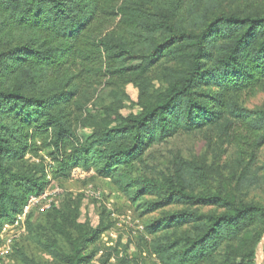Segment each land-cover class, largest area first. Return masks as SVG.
I'll list each match as a JSON object with an SVG mask.
<instances>
[{"label": "trees", "instance_id": "trees-1", "mask_svg": "<svg viewBox=\"0 0 264 264\" xmlns=\"http://www.w3.org/2000/svg\"><path fill=\"white\" fill-rule=\"evenodd\" d=\"M105 65L137 87L138 113L120 114L124 93L117 109L88 111L82 75ZM257 94L264 0H0V230L45 190L46 168L27 162L44 149L56 181L80 169L133 203L149 198L142 215L161 213L146 228L160 264H257L264 110L244 102ZM182 134L216 145L213 160L149 164L154 147ZM74 200L52 209L48 229L28 222L31 239L58 264H110L100 242L109 227L81 223Z\"/></svg>", "mask_w": 264, "mask_h": 264}, {"label": "rangeland", "instance_id": "rangeland-1", "mask_svg": "<svg viewBox=\"0 0 264 264\" xmlns=\"http://www.w3.org/2000/svg\"><path fill=\"white\" fill-rule=\"evenodd\" d=\"M90 67L82 75V93L88 97L86 105L88 111L95 116L101 115L115 103L119 93H124L125 99L118 110L121 115L136 114L140 111L139 92L133 84H119L117 79L108 73V66ZM245 106L252 110H264V94L248 96ZM117 109V108H116ZM106 114V113H105ZM92 130L87 126L78 127V134L85 138ZM215 139L212 141V143ZM40 146V144H39ZM216 145H209V141L202 135H179L167 143L158 145L151 150L149 164L157 168H166L178 156L188 160H207L211 162L215 156ZM28 164H36L46 168L47 186L42 193L32 195L22 214H18L13 224H5L0 230V264H58L45 250L32 239L28 222L38 228V223L47 229L46 220L52 209H60L68 200H82L80 209L81 223H89L93 229H104L101 245L104 254L111 252L114 257L110 264H121V259L127 256L133 264H160L149 248L152 237L147 234V227L157 219L161 213L147 214L144 206L149 198L133 203L131 197L110 179L101 178L96 173H85L75 169L69 180H54L52 178V161L44 149L38 155H29ZM31 207L25 213L26 207ZM74 200V201H75ZM52 207V208H51ZM142 226L143 229L139 230ZM49 236L59 240L52 231ZM142 238L147 242L142 241ZM100 252L97 259L103 258ZM257 264H264V237L257 248Z\"/></svg>", "mask_w": 264, "mask_h": 264}, {"label": "built area", "instance_id": "built-area-1", "mask_svg": "<svg viewBox=\"0 0 264 264\" xmlns=\"http://www.w3.org/2000/svg\"><path fill=\"white\" fill-rule=\"evenodd\" d=\"M33 202H35V199H32V200H30L29 201V206L28 207H26V210H25V213H27L28 212V210L30 209V207H31V204L30 203H33ZM24 212V211H23ZM143 229V227L142 226H140L139 227V230H142Z\"/></svg>", "mask_w": 264, "mask_h": 264}]
</instances>
